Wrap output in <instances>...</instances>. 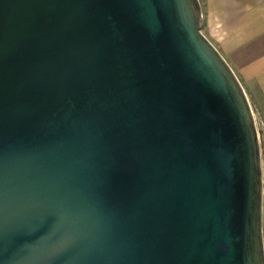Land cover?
Returning a JSON list of instances; mask_svg holds the SVG:
<instances>
[{"label": "water", "instance_id": "1", "mask_svg": "<svg viewBox=\"0 0 264 264\" xmlns=\"http://www.w3.org/2000/svg\"><path fill=\"white\" fill-rule=\"evenodd\" d=\"M200 0H0V264H264L257 119Z\"/></svg>", "mask_w": 264, "mask_h": 264}, {"label": "crops", "instance_id": "2", "mask_svg": "<svg viewBox=\"0 0 264 264\" xmlns=\"http://www.w3.org/2000/svg\"><path fill=\"white\" fill-rule=\"evenodd\" d=\"M204 4L203 33L238 76L264 128V0Z\"/></svg>", "mask_w": 264, "mask_h": 264}, {"label": "rangeland", "instance_id": "3", "mask_svg": "<svg viewBox=\"0 0 264 264\" xmlns=\"http://www.w3.org/2000/svg\"><path fill=\"white\" fill-rule=\"evenodd\" d=\"M200 2H201V5L204 8V5H205L204 4V0H200ZM202 30H203V27H202ZM252 106H253V110H254V113H255V116H256V119H257V127H258L259 135H260L262 161H263V172H264V128H263L262 123H260V121L262 122V120L258 116V110L256 109V106L254 105V103L252 104Z\"/></svg>", "mask_w": 264, "mask_h": 264}]
</instances>
